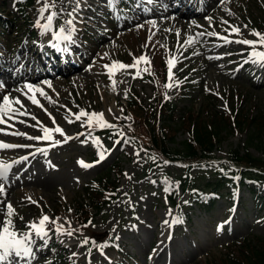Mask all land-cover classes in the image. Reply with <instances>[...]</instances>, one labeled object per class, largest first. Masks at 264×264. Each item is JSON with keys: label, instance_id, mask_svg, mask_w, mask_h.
I'll list each match as a JSON object with an SVG mask.
<instances>
[{"label": "rangeland", "instance_id": "374dc122", "mask_svg": "<svg viewBox=\"0 0 264 264\" xmlns=\"http://www.w3.org/2000/svg\"><path fill=\"white\" fill-rule=\"evenodd\" d=\"M173 1L153 0L149 3L148 0H132L128 9L122 11L113 0H80L77 11L69 16L68 13L76 7V0H54L55 8L43 14V0H0V13L13 19L9 31L5 29L4 33L1 27L0 40L6 36L4 44L7 48L16 41L11 55L4 49L5 61L13 65L20 45L26 54L19 64L13 66L14 71L4 70L0 74V98L4 94L18 97L24 105L21 111L31 114L17 115L7 124H0V129H4L0 132V142L29 146L0 148V163L12 165L7 181H0L5 186V194L0 195V212L5 210L4 205L11 203L15 212L14 226L18 231H25V225L38 221L42 214L58 218L57 225H48L52 230L46 238V242L55 240V245L49 250L45 247L46 242L37 238L35 259L31 264H123L122 255L128 260L127 264H204L210 254H217L223 244L233 238L243 234L264 235V205L260 206L263 199L259 196L264 194V181L251 182L254 190L242 185L234 193L226 182L227 188L211 206L197 207L187 203L181 212L188 213L189 219H180V223L173 224L176 201L181 203L188 197L180 189L170 191L179 184L181 163L158 162L141 138L127 137L126 127L133 122V117L126 104L132 93L148 112H153L150 122L155 128L167 131L171 139L166 141L171 147L180 148L182 141L189 137L188 128L182 122L188 110L205 111L208 107L220 113L232 110V114L258 115L264 112V80H260L264 78V67L244 63L251 49L207 35L214 32L230 41L256 40L257 37L250 33L255 30L264 34V0H193L196 13L185 12L190 0L183 6L178 4L180 0ZM51 11L57 15L51 29L44 31L42 26L47 24L46 17ZM69 19H73L76 31L71 42H59V49L80 55V68L58 75H38L39 69L34 66L25 74L21 73L23 66L36 61L32 54L36 46L30 50L32 42L38 44L45 40L56 44L53 34L61 26L68 27L65 21ZM229 25L239 27L241 35L232 34ZM199 33L205 35L197 38ZM189 38H196L195 42L185 43ZM257 50L264 51V48L258 46ZM141 55L146 56L148 63L140 62L136 67L126 69L114 65V62L133 65ZM170 59L173 61L172 79L168 77L167 62ZM155 60L166 63V78L161 86L159 80L146 75L149 62L151 65ZM137 69L139 75H136ZM13 72L23 77L14 79L9 75H14ZM45 81L51 86L43 83ZM25 83L42 88L51 102L37 94L36 98L43 107L33 105L22 92L16 91L23 89ZM166 84L172 87H165ZM160 104H164L168 111L173 108L172 115L168 116L167 110H157ZM80 110L103 113L105 120L119 127L122 134L119 143L95 127L91 129V137L99 138L102 147L98 148L89 137V129L82 127V121H75L72 115ZM47 113L54 117L55 125ZM201 114L206 116L203 112ZM37 120L41 123L38 124ZM69 120L74 122L69 123ZM41 125L48 128L59 126L73 139L56 146H51L49 141L29 139L43 134ZM250 129L232 128L226 134L221 132L225 136L214 149L215 159L191 170L198 183L214 181L216 171L231 169L226 161L231 148H238L240 152L247 150L264 160V132L259 136L261 142L253 140L250 143ZM110 130L113 134L119 132ZM15 132L25 135L11 134ZM78 133L83 135L77 136ZM53 140L62 141L63 137L53 133ZM37 148L45 151L37 152ZM100 151H105L106 158L94 163ZM21 157H27V160H21ZM80 160L93 166L84 168L78 164ZM16 161L19 162L14 163ZM112 166L116 170H109ZM98 175L108 179L117 175V196L105 201L98 210L86 208L91 224L82 227L74 216V205L81 198L88 205L83 187ZM29 197L36 203L30 202ZM230 200L234 206L230 205ZM59 224L72 229L73 235L55 232ZM91 232L113 237L114 244L90 251L80 242ZM116 245H122V250ZM62 247L66 249L64 263V257L56 255L53 258ZM19 264L27 262L20 260Z\"/></svg>", "mask_w": 264, "mask_h": 264}, {"label": "trees", "instance_id": "16d2710c", "mask_svg": "<svg viewBox=\"0 0 264 264\" xmlns=\"http://www.w3.org/2000/svg\"><path fill=\"white\" fill-rule=\"evenodd\" d=\"M32 1L29 0V2ZM22 13L24 14L23 11ZM11 21L13 20L8 18V22ZM150 63L151 61L149 62L150 68L148 67L149 71L146 75L149 74L159 80V86H161L162 80L165 81L166 78V63L157 62L156 60L151 65ZM164 104L156 107L157 110H167ZM126 106L133 117V122L126 127L127 134L136 140L141 138L145 142L147 150L154 155L158 162L168 159L181 163L183 169L179 175V186L182 191L189 194L190 201L195 202L198 206H211L216 195L222 193L224 182L230 181L232 185H237V183H234L235 181L233 182L235 177L239 184L245 185H248L250 181H264V160L252 155L247 150L240 152L238 148L229 149L227 160L233 165L229 177L221 173L213 182L204 181L198 183L196 177L191 174L192 169L214 158V149L220 142V138L225 136L221 135L223 131L226 134L232 128L235 130H243L245 127L247 130L252 128L248 135V142L251 143L253 140L261 142L259 136L264 132V112L262 113L258 110V112H261L258 115H249L250 113L245 112L232 114V110L220 113L217 110H210L208 107H205V111L194 112L188 110V115L184 117L182 122L188 128L189 137L182 141L179 148L171 147L167 144L166 140L170 137L167 135V131L163 128H155L154 124L150 122V116L153 112H148L146 106L137 101L135 93L127 97ZM168 112V116L172 115L173 108L170 107ZM202 112L206 116H203ZM111 169L116 170L114 166L109 168V170ZM99 176H97V179H91L90 182L84 184L83 190L89 200L88 205H86L87 203L83 198L80 201L76 200L74 205V216H76L78 224L82 227L89 225L91 220L88 211H85L86 208L95 207L98 210L105 201H111L117 196V175L114 179H108L104 175ZM104 195L106 197L102 199ZM87 238H89L87 245L91 248H96V246L104 244L106 241L108 245L112 244L110 236L96 235L91 232ZM65 253L66 249H58L57 255L64 257L63 263L67 260L64 256ZM124 260L126 261V257H124ZM206 261L204 264H264V235L246 234L229 240L223 244L217 254H210ZM194 264L203 263L194 262Z\"/></svg>", "mask_w": 264, "mask_h": 264}, {"label": "snow or ice", "instance_id": "6c2138e0", "mask_svg": "<svg viewBox=\"0 0 264 264\" xmlns=\"http://www.w3.org/2000/svg\"><path fill=\"white\" fill-rule=\"evenodd\" d=\"M149 3H152L153 0H148ZM80 0H76V7L73 8L72 12L68 13L69 16H73V13L77 11L79 8ZM55 8L54 0H43V7L41 9V14H43L45 11H49L50 9ZM57 15L55 11H51L49 15L46 17L47 24L43 25L42 28L44 31H48L51 29L52 21L54 17ZM210 19V18H209ZM223 23L227 24V21H223ZM65 24L68 25V27L61 26L59 31L55 32L53 34V39L57 41L54 47L59 48V42L60 41H69L71 42L73 39V33L76 31L75 25L73 23V19H69L65 21ZM247 27V26H245ZM230 32L232 34H235L237 36L241 35V29L234 25H229ZM251 35L257 37L256 40H248V39H239L235 41H230L228 37H220L217 33H207L209 36H217L219 39H222L225 41V43H239L245 46H248L251 51L248 54V58L244 61V63H254L258 64L261 67H264V51H258L257 47L264 48V34H261L259 32H256L253 30ZM179 35V33H177ZM205 33H199L197 38L199 36H203ZM196 38H189L185 41V43L191 44L195 42ZM140 62L148 63L146 56L141 55L138 59L134 61L133 65L126 66L119 62H114V65L118 67L119 69H126L128 67H136V65ZM168 77L169 79H172V67H173V61L170 59L168 60ZM105 67H110L108 65H105ZM147 71V69H145ZM139 69H137L136 75H139ZM113 73L110 69V76ZM135 78V76H134ZM45 84H48L50 87L51 85L49 82L45 81L43 82ZM115 84V81L113 82ZM165 87H172L171 84H166ZM27 90V91H24ZM16 91L22 92L28 100L33 105L43 107L39 104V100L36 98V95L39 94V96L45 97L46 99H49L51 102V98L47 96V94L44 92L42 88L39 86H34L31 83H25L23 89H16ZM167 99V97H166ZM15 105H19V107H15ZM24 108L23 103L21 100L17 98H12L9 94H4L2 98H0V124H7L8 120H14L17 115L19 116H25V115H31L26 110L21 111V109ZM46 111V110H45ZM109 112H111V109H109ZM50 118L53 120V124L55 125V119L54 117H51L50 113H47ZM75 117V121H82L81 126L87 127L89 129V137H91V129L98 127L101 129H111L115 128V125L110 124L107 120L104 119L103 113H88L84 110H80L78 113L72 114ZM32 119L36 120V117L32 116ZM86 118V119H83ZM117 119H119L117 117ZM69 123H72L74 121L69 120ZM20 123H26V121H20ZM37 123L40 124L41 122L37 120ZM11 127L12 125H8ZM4 131V129H0V132ZM41 136L36 137H28L29 139L34 140H44L52 142L51 146H56L60 143H66L68 140L73 139V137H69L64 133L63 129H61L59 126H55L54 128H48L46 126L41 125ZM53 133H57L63 137V140H53ZM9 134V133H5ZM12 135H25L23 133L15 132L11 133ZM119 135V133H117ZM83 135L82 133H78L77 136ZM92 142L97 145L98 148H101L102 145L100 144V140L98 137H91ZM81 143H84V141H81ZM119 143V141H117ZM16 147H29L28 145H13V144H5L0 142V148L2 149H8V148H16ZM37 152H44V149L37 148ZM107 151V150H105ZM105 151L98 152V159L94 163H100L102 162L106 156ZM138 155V153H137ZM21 160H27V157H21ZM19 161H16L14 163H18ZM165 164L169 163L168 161L164 162ZM78 164H80L84 168L92 167V164L85 163L83 160L78 161ZM12 167V165L9 164H3L0 163V181H7V176L9 169ZM165 182H167V178H165ZM166 191L168 189H165ZM5 194V186L4 183H0V195ZM30 202L36 203L35 201H31V198H28ZM5 210L3 212H0V264H19L20 260H24L27 262V264H31V260L35 259V253L36 249L34 248V245L36 243V239L38 238L42 243L46 242V238L49 235V231L52 229L48 228V225H57L58 224V218L52 219L46 214H42L41 217L38 219V221L34 222H28L25 225V231H18L15 229L14 226V218H15V212L14 208L11 205V203H7L4 205ZM71 211V209H69ZM22 219V218H21ZM179 218H174L172 223H180ZM67 223V221H66ZM167 224L168 221H165ZM89 224H91V221H89ZM88 225H84L83 227H87ZM135 228V225L132 226ZM55 232L62 235H73L72 229H65L63 224H59L55 229ZM119 239V237H117ZM169 239H171V236H169ZM81 246L87 245L89 243V238H85L83 241L80 242ZM95 244V242L93 241ZM108 246V242L106 241L104 244L98 245L99 248H104ZM73 255H76L73 253ZM31 258V259H30Z\"/></svg>", "mask_w": 264, "mask_h": 264}]
</instances>
